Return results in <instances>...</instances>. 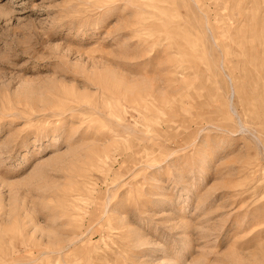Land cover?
I'll use <instances>...</instances> for the list:
<instances>
[{"label":"rangeland","instance_id":"374dc122","mask_svg":"<svg viewBox=\"0 0 264 264\" xmlns=\"http://www.w3.org/2000/svg\"><path fill=\"white\" fill-rule=\"evenodd\" d=\"M0 264H264V0H0Z\"/></svg>","mask_w":264,"mask_h":264}]
</instances>
